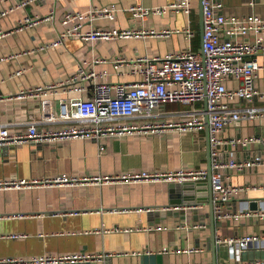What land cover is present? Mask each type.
<instances>
[{
  "label": "crops",
  "instance_id": "obj_1",
  "mask_svg": "<svg viewBox=\"0 0 264 264\" xmlns=\"http://www.w3.org/2000/svg\"><path fill=\"white\" fill-rule=\"evenodd\" d=\"M22 0H4L0 6ZM172 0H27L8 14L0 16V124L12 131L24 130L34 121L41 128L58 129L72 123L56 117L60 110L58 94L46 96L18 95L21 89L49 81L64 80L73 74L82 60L97 71H104L101 80L131 81L140 77L129 71V64L114 65L115 58L129 60L144 54H165L191 46L201 48L199 2L192 0L186 13L150 11L134 16L130 6H153ZM115 2V16L92 19L81 14L62 21L66 11L87 12L93 6ZM227 14H260L264 18V0H223ZM52 13L45 18L44 15ZM42 16L31 25L19 27L23 16ZM80 23L78 28L75 25ZM194 35L188 40L184 28ZM101 28H132V35L86 38L78 31ZM180 28V30H177ZM169 29L170 31H164ZM66 30H69L68 32ZM264 34V30H260ZM64 32V33H63ZM225 34V33H224ZM256 31L243 35L253 40ZM61 38L56 44L51 42ZM257 59L261 64L255 84L264 90V50ZM96 57L105 60H92ZM85 84L89 80H84ZM229 85L236 84L228 79ZM91 87L81 93L88 96ZM62 89V88H60ZM77 91H70L74 95ZM164 101L155 109L150 121L161 122L177 117V110L201 105ZM234 105L264 106V96L238 98ZM143 119L141 116H137ZM133 119V118H132ZM80 120H76L78 123ZM224 136L264 135V117L239 119L225 126ZM208 128L177 126L157 131L137 130L134 133L100 136L70 135L41 142L24 141L0 144V178L9 176L41 177L58 173H116L134 168L166 169L180 166L207 165ZM100 144L104 148L100 150ZM233 148L238 158L260 152L264 141L247 144H223L221 156L229 157ZM233 183L264 181V163L245 168L224 169ZM205 180V179H202ZM170 180H125L78 184L35 185L29 187L0 186V258H31L40 254L90 253V256L63 259L57 262L28 264H192L198 261L216 264L231 259L227 243L218 238L253 232L264 236V217H217L215 251L211 241L209 190L201 188L202 201L194 205L169 206ZM251 202L264 208V189L249 188L237 193L227 208L241 209ZM185 210L181 212V210ZM202 221L200 227H186L184 222ZM119 226V229L99 230ZM131 227V229H123ZM10 233L22 235L11 236ZM167 246L168 250H163ZM199 247L197 250H188ZM243 261L264 258V244L253 243L242 251Z\"/></svg>",
  "mask_w": 264,
  "mask_h": 264
},
{
  "label": "built area",
  "instance_id": "obj_2",
  "mask_svg": "<svg viewBox=\"0 0 264 264\" xmlns=\"http://www.w3.org/2000/svg\"><path fill=\"white\" fill-rule=\"evenodd\" d=\"M4 0H0V3ZM27 0L12 2L0 6V16L8 14L16 7L25 4ZM202 5L203 26L201 48L193 49L190 45L177 51L165 54H144L127 60L124 56L115 58L114 65L119 72V66L129 64V71L139 74L140 77L131 81L101 80L104 71H97L87 60H82L70 77L62 80L49 81L23 88L18 95L46 96L58 94L60 110L56 117L73 120L72 123L61 128H40L34 121L29 122L24 130L12 131L8 124H0V144L18 143L24 141L41 142L45 139L63 138L70 135L100 136L103 134L134 133L137 130L157 131L161 127L177 126L182 130L197 127L201 128L208 120V131L211 156V189L213 206L217 217H264V208L241 209L227 208V203L240 192L249 188H263L264 181L259 183H233L229 180L224 169L245 168L264 163V148L245 158H238L231 148L229 157L221 156L220 147L224 144L264 141V135L252 134L249 136H224L225 126L239 119H255L264 117V106L234 105L238 98L252 99L254 96H264V90L255 84L258 69L261 67L256 54L264 50V18L257 13L249 15L227 14L223 11V0H200ZM117 4L111 2L103 6H93L84 11H66L62 17L67 22L81 14L90 19L97 16L113 18ZM134 16H142L150 11L158 12H190L192 0H172L167 3L144 6L133 4L130 6ZM52 13L44 15L45 18ZM42 16H23L19 19V27L33 24ZM80 23L75 25L78 28ZM251 29L256 31L253 40L243 38ZM180 30V28H177ZM188 40L194 35V30L186 26ZM4 30H0L2 33ZM67 32L69 30H66ZM164 31H170L166 29ZM86 38L111 37L115 35H132L138 30L132 28H101L88 31H78ZM64 33V32H63ZM225 33V34H224ZM59 38L50 44L61 42ZM105 60L96 57L92 60ZM234 79L236 84L229 85L228 79ZM84 80H89L85 84ZM92 93L82 95V91L91 87ZM62 88V89H60ZM70 91H77L74 95ZM181 101L191 104L201 101L198 106H190L177 110V117L173 120L155 122L148 118L155 114V109L164 101ZM137 116L143 117V119ZM133 118V119H132ZM76 120H80L76 123ZM104 144H100V150ZM208 176L207 165L166 169L134 168L116 173H58L41 177L9 176L0 178V186L29 187L35 185L78 184L86 182L125 181V180H202ZM184 226L200 227L202 221L187 222ZM119 226L97 228L96 230L119 229ZM123 229H131L126 227ZM7 235L18 236L21 233ZM223 239L227 243V250L231 259H225L217 264H264V258L248 259L243 261L242 251L258 241L264 244V236L253 232H244L236 236H227ZM199 247H190L188 250H197ZM163 250H168L164 246ZM90 253L40 254L31 258L1 257L0 264H28L32 262H57L63 259L90 256ZM192 264H210L195 262Z\"/></svg>",
  "mask_w": 264,
  "mask_h": 264
},
{
  "label": "water",
  "instance_id": "obj_3",
  "mask_svg": "<svg viewBox=\"0 0 264 264\" xmlns=\"http://www.w3.org/2000/svg\"><path fill=\"white\" fill-rule=\"evenodd\" d=\"M199 20H200V33L202 36V26H203V15H202V5L199 2ZM205 125L208 128V120L206 117ZM207 151H208V159H207V168H208V176L205 180H171L168 184L170 191V199L169 206L171 205H194L202 201V197L200 195L201 188L203 186H207L209 190L208 203L210 204V215H211V241H212V250L215 251L216 246V234H215V225H214V210H213V195L211 189V156H210V141H209V131L207 137ZM251 208H257V204L251 202ZM185 210H181L184 212ZM213 264H216V257L214 253Z\"/></svg>",
  "mask_w": 264,
  "mask_h": 264
}]
</instances>
